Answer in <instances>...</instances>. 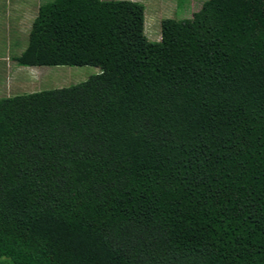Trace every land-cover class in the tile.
Instances as JSON below:
<instances>
[{
  "label": "trees",
  "instance_id": "1",
  "mask_svg": "<svg viewBox=\"0 0 264 264\" xmlns=\"http://www.w3.org/2000/svg\"><path fill=\"white\" fill-rule=\"evenodd\" d=\"M145 10L52 0L14 43L100 73L0 98V264H264V0H206L158 42Z\"/></svg>",
  "mask_w": 264,
  "mask_h": 264
},
{
  "label": "rangeland",
  "instance_id": "2",
  "mask_svg": "<svg viewBox=\"0 0 264 264\" xmlns=\"http://www.w3.org/2000/svg\"><path fill=\"white\" fill-rule=\"evenodd\" d=\"M160 1H142L146 7L145 33L148 40L152 42L161 40L162 20L166 18H191L193 12L198 11L206 0H176L175 4L170 3L172 5L169 2L164 3V7ZM25 46V44L15 46L14 43L0 44V50L8 53L9 57L12 58L13 54H19ZM10 59L0 60V98L66 88L85 82L91 76L100 73L99 68L91 66L21 67Z\"/></svg>",
  "mask_w": 264,
  "mask_h": 264
},
{
  "label": "crops",
  "instance_id": "3",
  "mask_svg": "<svg viewBox=\"0 0 264 264\" xmlns=\"http://www.w3.org/2000/svg\"><path fill=\"white\" fill-rule=\"evenodd\" d=\"M132 1L142 3L144 0ZM160 2L164 7V3L175 4L176 0H161ZM44 3H48V0H36V2L35 0H0V44H13L22 40L20 37L26 38L40 6ZM9 56L8 53L0 50L1 61L9 60L11 58Z\"/></svg>",
  "mask_w": 264,
  "mask_h": 264
}]
</instances>
